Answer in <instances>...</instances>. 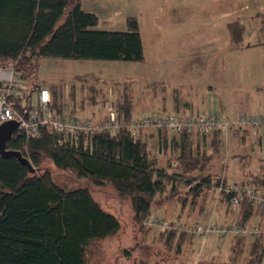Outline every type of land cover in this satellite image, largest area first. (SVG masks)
I'll use <instances>...</instances> for the list:
<instances>
[{"label":"trees","instance_id":"16d2710c","mask_svg":"<svg viewBox=\"0 0 264 264\" xmlns=\"http://www.w3.org/2000/svg\"><path fill=\"white\" fill-rule=\"evenodd\" d=\"M97 23L98 16L83 10L80 0H0V66L13 67L23 80L32 81L40 57L143 59L136 18L128 17V28L123 31L93 29ZM226 26L231 43L237 45L242 40L243 25L233 20ZM31 83L30 90L36 93L45 86ZM3 87L0 81V89ZM50 92V108L64 114L63 101L57 98L54 88ZM21 100L15 96L16 108L22 112L32 101L30 94L23 98L24 102ZM180 104L189 103L175 94L174 113H179ZM115 109L126 121L132 119L129 104L121 103ZM146 130L151 136L156 134L153 144L142 137L145 130L134 136L128 128L95 133L86 144L61 141L48 125L40 127L38 136L28 137L18 129L6 141V149L20 151L36 170L29 171L15 156L0 155V264H86L87 246L115 236L121 229L118 216L105 209L88 187L64 188L54 181L49 170L40 169L44 159L59 169L75 171L78 177L87 178L94 185L110 184L129 199L133 219L141 227L146 217L177 193V182L183 179L187 189L183 195H177L184 200H176L180 207L175 219L184 214L185 224L191 223L187 221L190 217L195 219L193 223H201L213 182L216 189L225 188L228 182L225 176L213 175L208 170L214 154L220 150L221 130H212V136L202 147L190 134L184 133L177 139L166 129ZM159 155L165 158L164 165L159 163ZM235 183L264 193V164L259 174L245 173V179ZM234 193L224 189L219 193V205L225 204L227 214L223 223L249 224L257 219L256 224L264 228V208L247 197L241 200L238 211L229 210L227 202ZM159 232L167 244L175 242L177 249L192 245L197 238L185 231ZM246 239L237 236L234 240L232 261L241 254ZM250 241L246 264H260L264 233ZM123 253L130 258L127 248H123ZM129 264L147 263L133 257Z\"/></svg>","mask_w":264,"mask_h":264},{"label":"rangeland","instance_id":"374dc122","mask_svg":"<svg viewBox=\"0 0 264 264\" xmlns=\"http://www.w3.org/2000/svg\"><path fill=\"white\" fill-rule=\"evenodd\" d=\"M80 2L83 10L98 16V23L92 27L96 30H127V18H136L143 59L40 57L31 80L45 85L50 91L54 88L57 98L63 101L66 114L97 120L119 108L121 103L131 106L132 119L172 114L174 112L168 108L175 94L191 100L194 106L193 111L177 113L181 115L206 114L202 110H206L207 103L215 96L221 99L223 116L228 114L229 106L243 114L264 113V0ZM256 11L262 12L253 15ZM233 20L244 27L242 40L237 45L231 43L226 27V23ZM32 81L22 80V101L27 94L31 101L35 99L36 91L30 90ZM254 130L258 129L246 127L250 135L244 141L237 131L219 132L222 138L220 150L214 154L208 170L213 175L225 176L227 184L244 180L245 173L259 174L264 164V138L259 140ZM207 133L190 136L202 147L213 131ZM160 156L158 161L164 165L165 158ZM40 169L49 170L54 181L64 188L88 187L94 198L121 221V229L115 236L87 246L86 264H129L133 257L143 259L147 264H246L250 258L249 236L235 261L231 259L230 243L237 236L219 237L211 233L205 239L197 237L192 245L177 249L175 242L170 245L159 237L160 228L145 224L141 227L133 219L129 199L118 194L110 184L94 185L71 169L55 167L49 159H44ZM186 182L183 179L177 182V193L162 202L153 214L176 220L180 207L176 200L183 199L177 195L184 194ZM219 197L213 182L200 221L210 219L222 223L225 204L220 212L214 208L219 206ZM190 198H187L188 202ZM229 210L236 212L239 208L229 207ZM184 216L176 221L184 223ZM194 220L190 217L187 221L193 224ZM257 222L256 219L249 225ZM259 227L263 226L260 224ZM123 248L129 250L130 258L123 253ZM260 264H264V254Z\"/></svg>","mask_w":264,"mask_h":264},{"label":"built area","instance_id":"2783aa9c","mask_svg":"<svg viewBox=\"0 0 264 264\" xmlns=\"http://www.w3.org/2000/svg\"><path fill=\"white\" fill-rule=\"evenodd\" d=\"M22 80L20 74L13 67L0 66V81L5 85L0 89V123L15 120L18 122V129H21L28 137L38 136L42 125L51 127L59 135L61 141L69 143L82 141L83 144H86L88 138L95 133L103 131L114 133L120 128H128L134 136H137L140 130L166 129L179 139L184 133L203 135L214 129L227 132L246 127L253 129L264 127V113L240 114L234 118L216 112L195 115L172 113L159 116H139L129 121H126L116 109L110 111L104 118L97 120L66 113L61 114L50 108L51 92L46 86L39 89L31 106L21 112L16 108L15 96H19L17 92L20 91ZM19 97L22 99V96ZM223 189L235 192L227 202L231 209H238L244 197H247L254 205L264 208V193L261 191L246 185L240 186L237 183L227 184L225 188L217 187L218 193ZM143 223L160 229L185 231L202 239L211 233L219 237L245 235L251 238L264 233L263 227L261 228L257 224H223L210 219L207 222L185 224L176 220H166L155 214H150Z\"/></svg>","mask_w":264,"mask_h":264},{"label":"crops","instance_id":"0c3cea01","mask_svg":"<svg viewBox=\"0 0 264 264\" xmlns=\"http://www.w3.org/2000/svg\"><path fill=\"white\" fill-rule=\"evenodd\" d=\"M244 9H246V8H244ZM260 12H262V11H256V12H253V15L258 16L259 14H257V13H260ZM255 13H256V14H255ZM227 23H228V22H227ZM227 23H226V25H227ZM226 27H227V26H226ZM228 34H229V33H228ZM17 94H18L19 96H21V95H22L21 90L18 91ZM181 98H183V97H181ZM183 99L186 100L185 98H183ZM186 101H187L189 104H188V105L180 104V105H179V108H178L179 112L193 111V107H194V106H193L192 101H191V100H186ZM163 108H164V107H163ZM163 108H162V109H163ZM204 108H205V107H204ZM223 108H224V107H223V104H222V102H221V99L218 98V96H215V97H213V98L211 99V101L209 100V103H207V105H206V110H202V112H204V113H207V112H216V113L222 115V114H221V111L223 110ZM168 109H171L172 112H175L174 98H173L171 104L169 105V108H168ZM227 111H228V114L226 115V117H236V116H238V115L244 113V112H238V111H237V108H236V107H233V106H232V107L229 106V107L227 108ZM254 131H255V130H254ZM234 132H236V131H234ZM237 132H239V133H238L239 136H245L244 139H243V141L246 139V137H248V135H250L249 131H248V132L246 131V128H241V129L237 130ZM255 132H256V136L258 137L259 140H261V139L264 138V127L260 128V129H258V130H256ZM231 135H232V134H231ZM142 137H143L145 140H147L148 143H150V144H153V143L156 141V134H154L153 136H151L150 131H147V130L143 131V133H142ZM158 157H159V156H158ZM160 157H162V156H160ZM162 158H163V157H162ZM214 208L216 209L217 212H220V211L223 210L222 204L219 205L217 208H216V205H215ZM224 209H225V208H224ZM216 211H215V212H216ZM222 214H223V216H224V217H223V220H224V219H227V214H225V210H224V213L222 212ZM228 220H229V219H228ZM222 223H223V221H222ZM233 239H234V238H233ZM247 239H248V238H247ZM247 239H246V240H247ZM233 242H234V240H232V242L230 243V248H231ZM245 242H246V241H245ZM250 242H251V241H250ZM249 247H250V243H249Z\"/></svg>","mask_w":264,"mask_h":264},{"label":"water","instance_id":"95a60500","mask_svg":"<svg viewBox=\"0 0 264 264\" xmlns=\"http://www.w3.org/2000/svg\"><path fill=\"white\" fill-rule=\"evenodd\" d=\"M17 130L18 122L15 120H8L0 123V155L15 156L28 167L29 171L34 172L36 169L20 151L6 149V141L9 140Z\"/></svg>","mask_w":264,"mask_h":264}]
</instances>
